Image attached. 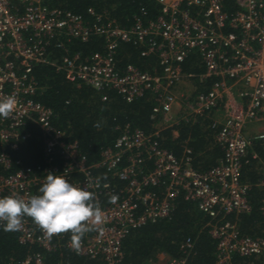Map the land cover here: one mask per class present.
Returning a JSON list of instances; mask_svg holds the SVG:
<instances>
[{"label": "built area", "instance_id": "obj_1", "mask_svg": "<svg viewBox=\"0 0 264 264\" xmlns=\"http://www.w3.org/2000/svg\"><path fill=\"white\" fill-rule=\"evenodd\" d=\"M45 1L0 0V97L14 95L17 100L13 114L0 118V165L9 169L8 150L17 149L16 140L26 122L39 130L45 158L36 173L19 169L0 174V198L16 194L27 200L36 195L49 172L82 187L91 181L87 190L94 192L98 201L102 192L111 197L115 190L100 182L96 169L103 168L126 186L120 191L123 197L103 209L105 231L86 234L78 251L66 234L49 240L27 217L23 228L16 231L18 242L46 252L66 249L76 256L119 264L126 234L167 217L173 199L181 192L212 220L220 217L210 224L209 231L216 239V264H232L233 255L264 258L263 238L243 235L235 223L225 220L229 214L250 211L249 186L241 181L243 159L255 142H260L264 151V0H232L231 14L226 0H153L160 6L157 19L143 25L136 18L129 28L120 27L108 16L95 15L91 9L88 13L95 16V22L89 23L81 15L49 8ZM92 35L102 38L103 52L89 56L66 53L58 61L50 58L47 49L51 40H59L58 47L64 48L63 38L85 42ZM121 43L139 48L143 57L156 56L162 72L150 74L133 65L119 70L116 55ZM193 51L205 65L200 80L214 81L206 94L179 100L175 88L193 77L182 72L181 63ZM38 64L54 66L68 82L114 91L126 102L151 92L156 102L153 116L161 114L165 123L176 122L172 114L175 106L185 110L183 118L211 109L223 111V121L216 118L212 124L218 129L215 140L222 147L223 158L211 169L197 171L189 150L178 159L158 147L151 136L126 125L114 146L101 151L100 161L87 165L77 143L66 142L64 132L52 126V110L34 99L38 86L32 70ZM75 174L79 177H72ZM97 180L99 187L95 186ZM259 185L264 219V177ZM183 247H191L189 239ZM183 263L169 260L168 264ZM20 264L45 263L41 254H34Z\"/></svg>", "mask_w": 264, "mask_h": 264}, {"label": "trees", "instance_id": "obj_2", "mask_svg": "<svg viewBox=\"0 0 264 264\" xmlns=\"http://www.w3.org/2000/svg\"><path fill=\"white\" fill-rule=\"evenodd\" d=\"M45 4L52 9L81 15L86 22L94 23L95 16L88 13L91 9L95 15L108 16L123 28L131 27L136 18L147 25L160 14V6L153 0H46ZM225 5L227 13H233L232 0H226ZM61 41L64 48L58 47L59 40L53 39L47 49L50 58L56 61L66 53L89 56L103 52L104 48L102 38L95 35L85 42L66 38ZM127 65L150 74L162 72L156 56L143 57L139 48L121 43L117 50L116 66L122 71ZM181 68L184 74L193 75L188 79L193 88V97L209 91L214 79L200 80L205 65L197 52L193 51L181 63ZM32 76L38 86L34 99L52 110V126L64 132L66 142L77 143L78 151L85 157L87 165L100 161L101 151L114 146L126 125L131 130L137 129L151 136L158 147L178 159L189 150L192 166L197 171L211 169L223 158L222 147L215 140L218 129L212 128L217 118L216 109L186 118H183L185 110L181 109L174 115L177 118L175 123H165L161 114L153 116L156 102L151 92L126 102L114 91H97L84 84L68 82L52 65H35ZM103 95L106 100H102ZM26 133L28 136L22 138ZM16 142L17 149L8 150L10 167L5 170L0 165V174L7 175L19 169L36 173L37 166L43 165L45 160L39 130L33 123L26 122L20 128V137ZM263 165V147L260 142H255L244 157L241 169V181L249 186L247 199L250 211L229 214L225 220L235 223L243 235L264 239V219L260 210L263 189L259 185L264 177ZM75 175L72 177H79ZM95 176H99L102 184L108 183L110 188H114L118 200L123 197L120 191L126 186L125 181L111 177L103 168L96 169ZM152 189L161 190L158 187ZM102 193L99 203L104 209L111 203L110 197ZM38 194L39 188L36 189ZM216 220L200 211L196 201L186 200L179 192L167 217L147 222L126 234L121 243L123 257L119 264H156L160 255L169 260H182L183 264H216V239L209 232L210 224ZM220 222L223 223V219ZM65 238L70 240V233ZM187 239L191 242L190 248L183 247ZM34 254H41L45 264H106L102 259L76 256L66 249L46 252L36 245H22L18 242L17 232H5L3 224H0V264L11 261L20 264L27 256ZM231 263L264 264V258L233 255Z\"/></svg>", "mask_w": 264, "mask_h": 264}, {"label": "clouds", "instance_id": "obj_3", "mask_svg": "<svg viewBox=\"0 0 264 264\" xmlns=\"http://www.w3.org/2000/svg\"><path fill=\"white\" fill-rule=\"evenodd\" d=\"M16 106L14 95L0 97V118L8 119ZM91 186V181L82 187L49 172L38 195L27 200L16 194L0 198V224L5 232H16L23 228L25 218H30L49 240L70 233L71 247L78 251L86 234L105 231V213L96 194L87 190ZM95 186H100L98 180ZM117 200L118 196L112 195L109 202Z\"/></svg>", "mask_w": 264, "mask_h": 264}, {"label": "rangeland", "instance_id": "obj_4", "mask_svg": "<svg viewBox=\"0 0 264 264\" xmlns=\"http://www.w3.org/2000/svg\"><path fill=\"white\" fill-rule=\"evenodd\" d=\"M181 85V90H175V95H177L178 99H184V98H190V96L192 95L191 92H192V87L190 86V83L188 81H186L185 79L180 83ZM180 86L177 87V89L179 88ZM180 92V93H179ZM181 108L180 107H174L173 108V111H172V114L173 116L178 112L180 111ZM216 117L217 119H221L220 115L223 114L222 111L220 110H216ZM169 263V259L164 256V255H160L159 258H158V261L156 264H168Z\"/></svg>", "mask_w": 264, "mask_h": 264}, {"label": "crops", "instance_id": "obj_5", "mask_svg": "<svg viewBox=\"0 0 264 264\" xmlns=\"http://www.w3.org/2000/svg\"><path fill=\"white\" fill-rule=\"evenodd\" d=\"M179 86H180V87H179L178 89L176 88L175 90H181V85H179ZM179 93H180V92H179ZM222 113H223V111H222ZM220 117H221V120L223 121V114H221Z\"/></svg>", "mask_w": 264, "mask_h": 264}]
</instances>
